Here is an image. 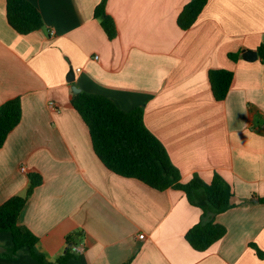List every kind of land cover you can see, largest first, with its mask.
I'll return each instance as SVG.
<instances>
[{"label": "crops", "instance_id": "obj_1", "mask_svg": "<svg viewBox=\"0 0 264 264\" xmlns=\"http://www.w3.org/2000/svg\"><path fill=\"white\" fill-rule=\"evenodd\" d=\"M30 1L44 26L24 34L0 0V106L20 96L23 107L0 148V203L25 195L30 173L43 175L19 222L46 258L83 244L67 264H264L251 245L264 251V0H209L186 30L178 17L191 0H107L114 39L95 16L102 0ZM217 68L234 72L224 100L209 78ZM74 86L124 110L142 105L183 182L195 173L211 182L218 171L235 192L236 205L216 217L226 235L195 249L186 233L203 212L185 191L109 169L72 103ZM12 246L11 232H0V264H41L28 247L5 254Z\"/></svg>", "mask_w": 264, "mask_h": 264}, {"label": "trees", "instance_id": "obj_2", "mask_svg": "<svg viewBox=\"0 0 264 264\" xmlns=\"http://www.w3.org/2000/svg\"><path fill=\"white\" fill-rule=\"evenodd\" d=\"M208 1L188 2L178 17L180 27L184 30L192 27ZM106 3L107 0H102L96 7L95 16L101 18L109 38L114 39L118 34L117 24L107 12ZM7 15L10 24L20 33L26 34L44 26L41 11L30 0H7ZM259 51L264 58V44ZM230 56L236 60L240 55L231 53ZM209 78L215 98L226 99L234 72L226 68L211 69ZM72 103L89 126L97 155L109 169L125 177L138 178L160 190H183L191 204L202 209L201 221L186 233V238L195 249L205 251L226 235L227 227L216 217L236 205L232 200L235 195L232 185L218 171L211 182L205 181L198 173L190 181L183 182L181 170L173 162L165 144L147 126L142 105L124 110L112 98L87 91L73 94ZM22 115L20 96L0 106V148L20 124ZM29 177L30 186L25 195H14L0 203V232L9 231L13 236V246L5 254L16 257L21 248L28 247L41 264H67L73 256L72 246L57 260L50 261L38 249L39 236L19 222L29 197L44 181L39 172H32ZM261 200L264 201V197ZM75 235L71 233L67 236L69 244H76ZM251 245L264 258V251L255 243ZM124 264H131V261Z\"/></svg>", "mask_w": 264, "mask_h": 264}, {"label": "water", "instance_id": "obj_3", "mask_svg": "<svg viewBox=\"0 0 264 264\" xmlns=\"http://www.w3.org/2000/svg\"><path fill=\"white\" fill-rule=\"evenodd\" d=\"M243 57L247 60L253 61L255 59H257L258 57V51L256 50H246L243 54ZM74 92L75 93H79L80 92V88H78L77 86L73 87Z\"/></svg>", "mask_w": 264, "mask_h": 264}, {"label": "built area", "instance_id": "obj_4", "mask_svg": "<svg viewBox=\"0 0 264 264\" xmlns=\"http://www.w3.org/2000/svg\"><path fill=\"white\" fill-rule=\"evenodd\" d=\"M23 169H25V168H23ZM141 237H144V234H141ZM72 249L74 252H77V253L83 252L85 250V245H83V244L73 245Z\"/></svg>", "mask_w": 264, "mask_h": 264}, {"label": "rangeland", "instance_id": "obj_5", "mask_svg": "<svg viewBox=\"0 0 264 264\" xmlns=\"http://www.w3.org/2000/svg\"><path fill=\"white\" fill-rule=\"evenodd\" d=\"M21 250V249H20ZM20 250L18 251V254L20 253Z\"/></svg>", "mask_w": 264, "mask_h": 264}]
</instances>
